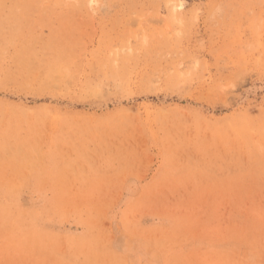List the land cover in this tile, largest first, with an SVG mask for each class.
Listing matches in <instances>:
<instances>
[{
	"label": "rangeland",
	"instance_id": "rangeland-1",
	"mask_svg": "<svg viewBox=\"0 0 264 264\" xmlns=\"http://www.w3.org/2000/svg\"><path fill=\"white\" fill-rule=\"evenodd\" d=\"M0 264H264V0H0Z\"/></svg>",
	"mask_w": 264,
	"mask_h": 264
}]
</instances>
